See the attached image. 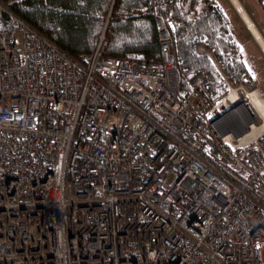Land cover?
Here are the masks:
<instances>
[{
	"label": "built area",
	"instance_id": "2783aa9c",
	"mask_svg": "<svg viewBox=\"0 0 264 264\" xmlns=\"http://www.w3.org/2000/svg\"><path fill=\"white\" fill-rule=\"evenodd\" d=\"M162 1L147 63L105 56L104 35L69 56L0 2V264H264L256 82L231 85L198 45L229 91L207 107L198 72L183 92Z\"/></svg>",
	"mask_w": 264,
	"mask_h": 264
},
{
	"label": "trees",
	"instance_id": "16d2710c",
	"mask_svg": "<svg viewBox=\"0 0 264 264\" xmlns=\"http://www.w3.org/2000/svg\"><path fill=\"white\" fill-rule=\"evenodd\" d=\"M25 19L38 32L51 39L69 56L92 52L105 32V56L126 55L142 63L160 56V34L156 17L147 8V0H0ZM264 8V0H260ZM173 38L175 61L182 77L181 90L198 72L212 73L215 94L210 107L225 96L229 88L213 60L231 85L244 83L243 72L252 76L240 45L234 37L228 16L212 0H163L158 6ZM107 27V28H106ZM106 28V31H105ZM198 45L210 53L200 55ZM190 90V89H189ZM241 97L254 107L247 96Z\"/></svg>",
	"mask_w": 264,
	"mask_h": 264
},
{
	"label": "rangeland",
	"instance_id": "374dc122",
	"mask_svg": "<svg viewBox=\"0 0 264 264\" xmlns=\"http://www.w3.org/2000/svg\"><path fill=\"white\" fill-rule=\"evenodd\" d=\"M212 2L222 7L225 11V14L228 16L231 31L240 45L242 54L244 55V59L246 60L248 68L252 73L251 77L255 80L257 89L262 93L264 97V50L253 38L230 0H212ZM241 3L248 11L249 15L264 36V8L262 7L260 0H241ZM190 87L191 83L189 84L188 89L183 90V92H185L186 94L189 92V96L191 93V91L189 90ZM255 111L258 114L256 109ZM252 113L255 116L253 110ZM257 118V122L262 121L259 114Z\"/></svg>",
	"mask_w": 264,
	"mask_h": 264
},
{
	"label": "bare ground",
	"instance_id": "6f19581e",
	"mask_svg": "<svg viewBox=\"0 0 264 264\" xmlns=\"http://www.w3.org/2000/svg\"><path fill=\"white\" fill-rule=\"evenodd\" d=\"M236 11L239 13L241 19L245 23L247 29L250 31L253 38L257 41V43L261 46V48L264 50V36L261 33V31L258 29L257 25L249 15L248 11L245 9L243 4L241 3V0H230ZM160 34V33H159ZM105 36V32L103 34ZM205 55V54H202ZM233 99L234 103L236 104L237 111H242L245 113V120L248 119L250 116V113L247 110V107L240 106L239 105V96L236 94L235 90L230 95ZM248 97L250 102L252 103L253 107L257 110L258 114L262 118V121H264V97L262 93L254 89L252 91H248ZM261 129H264V125L261 128H258L257 130H254L252 133L247 134L248 137H256L261 132Z\"/></svg>",
	"mask_w": 264,
	"mask_h": 264
},
{
	"label": "water",
	"instance_id": "95a60500",
	"mask_svg": "<svg viewBox=\"0 0 264 264\" xmlns=\"http://www.w3.org/2000/svg\"><path fill=\"white\" fill-rule=\"evenodd\" d=\"M106 28H107V27H106ZM106 28H105V31H106ZM242 104H246L245 101H242ZM245 132H246V130H243L240 134H244ZM240 134H239V135H240ZM239 135H238V136H239Z\"/></svg>",
	"mask_w": 264,
	"mask_h": 264
}]
</instances>
